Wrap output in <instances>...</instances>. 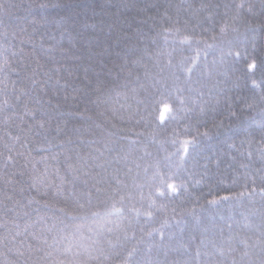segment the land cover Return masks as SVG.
Here are the masks:
<instances>
[{
	"label": "trees",
	"instance_id": "obj_1",
	"mask_svg": "<svg viewBox=\"0 0 264 264\" xmlns=\"http://www.w3.org/2000/svg\"><path fill=\"white\" fill-rule=\"evenodd\" d=\"M6 2L15 7L0 11V48L31 36L24 47L35 45L31 56L47 64L43 37L71 67L67 89L57 87L60 95L53 96L59 109L44 105L37 113H47L50 135L60 123L61 136L74 141L63 151L73 158L77 151L98 155L95 148L104 152L102 160L120 153L107 169L111 187L101 185L106 192L96 193L92 181L75 182L85 208L74 219L64 217L69 229L63 235L83 245L73 249L78 258L84 264H264V155L254 143L264 138V0H49L56 8L36 6L48 0ZM253 56L254 74L245 67ZM184 139L191 140L186 156ZM42 155L48 153L33 152L41 171ZM47 167L59 183L55 170L62 165L49 158ZM173 181L182 186L179 194L167 186ZM253 184L251 195H238ZM225 193L233 198L206 203ZM5 253L16 264H33L38 255Z\"/></svg>",
	"mask_w": 264,
	"mask_h": 264
},
{
	"label": "snow or ice",
	"instance_id": "obj_2",
	"mask_svg": "<svg viewBox=\"0 0 264 264\" xmlns=\"http://www.w3.org/2000/svg\"><path fill=\"white\" fill-rule=\"evenodd\" d=\"M6 5L15 7L6 0H0V11L6 10ZM28 6L31 7V4ZM36 6L39 8L59 7L56 3H49V0L37 3ZM226 30V25L221 26V32ZM23 31L26 32L27 29ZM13 35L15 37L16 34L13 33ZM23 39L31 41V36L22 38L18 47L13 46L10 50L0 48V264H16L6 258L5 249L8 252L14 250L20 257L28 254L31 258L32 255L38 254L33 264H84L78 258L80 251L73 250L74 247L83 248V245H73L74 235L72 237L63 235L69 229V225L64 223V217L74 219L78 211L85 208V201L77 194L75 182L83 180L87 184L92 181V189L96 193L106 192L107 189L101 185L108 183L111 187V182L108 181L106 175L107 169L113 160L119 158L120 153L116 152L112 160H102L100 157L104 155V152L100 148L94 149L98 153L95 156L92 152L77 151L73 158L71 154L64 153L65 144L74 143L72 136L70 134L61 136L60 123L56 125V135H50L51 121L45 118L47 113L41 116L37 113L44 105L59 109L60 103L59 101L53 103V96L60 95L56 90L57 87L67 89L68 82L64 76L71 72V67L68 59L56 58L55 45L49 41L46 42L43 37L39 40V46L48 54V63L42 64L39 56H31L35 51V45L26 50ZM190 39L191 37H184L185 41H190ZM68 53V49H61L63 57H68ZM234 54L239 58V51ZM245 67L254 74L259 64L254 56L248 57ZM252 83L254 86L257 85L255 80ZM50 84L55 86L52 89V95H49ZM63 99H68L66 92ZM161 107L165 113L171 111V106L168 104H162ZM62 123L65 127L67 126L66 121ZM97 127L100 126L97 125ZM204 135H207V132ZM125 139L131 140L132 138L125 137ZM88 143L95 144V140H89ZM190 143V139L182 141L184 156L187 155L186 146ZM254 143L257 145L256 151L264 155V138ZM243 146L242 142L241 147ZM230 147L239 151L235 144ZM57 148L60 151H53ZM252 148L253 141H248L246 154L249 158L253 154ZM36 150L48 153L40 157L39 162L45 164L43 171L36 167L38 161L33 156ZM104 150L110 153L113 151L107 144L104 145ZM61 156L63 160L59 159ZM49 158L62 165V168L55 170L59 183L51 178L47 167ZM112 179L116 185L122 183L118 175H114ZM199 182L198 180L197 183ZM167 186L175 194H179L182 190V186L178 187L174 181ZM256 190L254 184L251 190H248V186L245 185V191L238 195H251ZM259 190L264 193V188ZM112 191L115 193L118 189L112 188ZM17 192L18 195L14 196ZM159 194L163 196L164 193L159 191ZM86 197V202L91 203V189ZM232 198V193H225L211 196L206 203L217 205L221 201H228ZM5 199L11 202V207L4 204ZM5 208L7 212L13 213L12 218L6 215ZM41 209L50 210V214L42 212ZM115 211L120 212L121 209H115ZM190 211L195 216L196 206H193ZM145 214L152 216L151 211ZM21 219L23 223L20 222ZM163 223L167 224L168 221L165 220ZM154 231L159 230L154 229ZM160 235L163 238L162 232ZM89 259H93L90 253Z\"/></svg>",
	"mask_w": 264,
	"mask_h": 264
}]
</instances>
